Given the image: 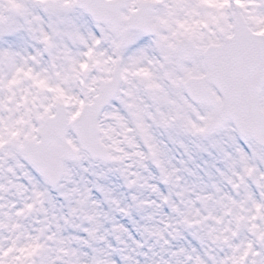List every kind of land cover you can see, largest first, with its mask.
<instances>
[{
    "label": "snow or ice",
    "instance_id": "6c2138e0",
    "mask_svg": "<svg viewBox=\"0 0 264 264\" xmlns=\"http://www.w3.org/2000/svg\"><path fill=\"white\" fill-rule=\"evenodd\" d=\"M0 264H264V0H0Z\"/></svg>",
    "mask_w": 264,
    "mask_h": 264
}]
</instances>
